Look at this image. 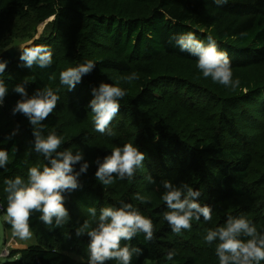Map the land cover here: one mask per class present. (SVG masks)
<instances>
[{
	"label": "trees",
	"instance_id": "16d2710c",
	"mask_svg": "<svg viewBox=\"0 0 264 264\" xmlns=\"http://www.w3.org/2000/svg\"><path fill=\"white\" fill-rule=\"evenodd\" d=\"M52 1L0 0V37L7 19L29 18L41 4ZM54 13L55 35L43 38L40 43L52 50L51 66L34 65L29 69L19 62L0 75L8 87L7 99L16 104L21 99L13 91L17 84H24L29 96L44 87L54 89L63 62L62 51L70 44L78 45L75 66L88 60L95 63L92 72L82 78L74 97L66 100L59 92L56 109L42 121L44 135L49 132L60 135V118L66 108L79 120L92 116L89 107L92 89L111 71L128 75L135 72L139 77L134 80L138 87L120 100L116 116L115 127L125 136L130 132L125 130L120 113L132 107L154 110L171 99L199 111L198 121H206L202 123L206 125L204 130L197 127L200 132L190 125L179 130L162 119L143 126V143L151 153L140 167V170L148 168L149 172L143 171L139 178L143 189L154 194L159 205L144 209L135 199L132 188L106 195L89 180L87 173L79 177L81 187L66 193V198L75 195L87 212L88 208L95 207L97 215L106 203L114 207H119L121 202L131 203L153 221V241L148 242L143 234H138L130 242H124L142 249L141 255L133 256L131 264H144L146 260L158 264H201L196 253L180 248L176 234L163 220L162 214L167 211L161 199L164 180L177 186L188 183L199 190L198 202L211 207L212 217L218 211L233 217L242 215L264 234V0L223 3L216 0H58ZM189 32L204 43L211 36L218 48L227 52L232 74H244L247 80L236 88L204 78L196 67L197 58L180 51L176 43L177 37ZM8 44L5 42L3 46ZM223 107L230 111V108L238 109V112L232 114ZM4 111L0 105V149L9 152L7 168H0L2 213L7 207L4 180L16 176L26 180L28 168L38 157L42 166L47 164L44 156L34 151L28 118L17 113L12 120ZM257 114H262L263 119L257 118ZM251 129H258L259 135L254 140L257 134L253 135ZM65 149L63 142L60 150ZM75 167L78 171L80 164ZM252 177L255 178L251 180ZM230 203L233 205L227 206ZM39 215L33 214L30 220V228L39 242L6 264H88L77 263L64 254L58 246L62 226L49 230ZM193 220L205 222L202 216ZM170 250L175 254L172 260H167ZM116 263L119 262H107Z\"/></svg>",
	"mask_w": 264,
	"mask_h": 264
},
{
	"label": "clouds",
	"instance_id": "9594fccd",
	"mask_svg": "<svg viewBox=\"0 0 264 264\" xmlns=\"http://www.w3.org/2000/svg\"><path fill=\"white\" fill-rule=\"evenodd\" d=\"M217 3L226 0H216ZM180 51L187 52L197 58L196 67L204 78L225 87H236L239 80L233 81L231 60L227 52L218 48L217 42L208 37V42L199 40L194 33L182 34L176 39ZM20 61L31 69L34 65L47 68L52 64V50L47 45H20ZM7 61L0 60V74L5 72ZM95 63L85 61L75 67H69L60 72V84L73 91L82 78L92 72ZM138 74L133 72L124 79L131 82L137 80ZM13 91L21 96L12 109L13 114L26 116L32 125L34 136V151L42 154L47 164L41 169L38 166L29 167L27 179L21 176L6 178L4 192L7 194V207L4 220L11 225L12 235L21 240L31 239L30 220L33 214L39 213V220L49 230L61 227L70 219L68 208L65 206L66 196L81 187L79 177L86 174L90 165L84 160L81 152L75 154L68 149L60 150L63 140L55 132L44 135V124L54 112L60 99L57 92L49 87L37 89L28 95L24 84H17ZM93 99L89 107L93 114L95 130L101 134L109 131L112 120L118 115L120 100L126 92L111 83H100L92 89ZM8 94V87L0 79V104ZM15 132H13V135ZM110 134V131H109ZM145 153L137 146L126 143L122 147L112 149L101 161L98 157L95 178L102 185L113 183L114 177L123 180L134 177L138 168L143 165ZM83 161V162H82ZM9 163V152L0 149V168L6 169ZM80 164L77 171L76 165ZM165 191L161 199L167 207L163 212L165 220L172 232L180 234L190 230L193 219L201 216L205 221L212 219V209L201 205L198 198L201 193L188 183L174 185L169 180L162 181ZM135 199L141 203L148 202L145 196L137 193ZM89 214L97 217L95 207L88 208ZM90 229V230H89ZM155 226L153 221L142 215L138 208L131 203L121 202L119 207L105 206L100 208L95 227L90 228L87 220L76 229V235L86 234L88 243V264H107L108 261H118L119 264H131L134 255L142 254V249L132 246L130 242L138 234H143L146 241L154 239ZM204 241L207 244L215 242V253L219 264H260L264 261V234L257 231L255 224L245 216H229L224 225L206 230ZM174 251H168L167 260H172Z\"/></svg>",
	"mask_w": 264,
	"mask_h": 264
},
{
	"label": "rangeland",
	"instance_id": "374dc122",
	"mask_svg": "<svg viewBox=\"0 0 264 264\" xmlns=\"http://www.w3.org/2000/svg\"><path fill=\"white\" fill-rule=\"evenodd\" d=\"M57 7L58 0L44 2L37 10L32 11L29 18H9L4 22L1 31L2 36L0 37V60L7 61L5 72L13 65L22 62L19 59L20 45H39L43 38L55 35L56 15L54 12ZM5 42H9V44L3 46ZM77 47L78 45L72 43L62 51L63 62L60 72L69 67L75 66V53L78 52ZM59 76L60 73L56 76V86L53 87V90L56 91L59 89L57 94L60 92L63 97L68 100L69 97L72 98V96L75 95V91L78 89L79 84H77L73 91H68L66 86L60 84ZM127 76L128 74L126 73L119 74L118 72L111 71L104 74L99 82L111 83L114 86L122 88L127 93L138 87L137 84H135V81L129 82L124 79ZM232 79L233 81L239 80L240 83L238 86H240L245 80H247V76L238 73L237 75H232ZM238 86H236V88ZM244 104L247 103L244 102ZM0 105L5 109L4 114L9 119L15 120V116L12 112L15 104L5 97L3 103ZM223 109L229 113L238 112V109L236 111L232 108H230L232 111L224 107ZM197 112L199 111L193 110L189 106L183 107L177 99L163 101L160 108L154 110L138 107L125 109L120 113L126 128L125 130L130 132V134H126L125 136V133H122L121 129L115 127V122L117 121L116 117L113 119L114 122H111L109 126L110 134L109 131L101 134L95 130L93 115L85 120H79L73 117L70 114L69 109L66 108V112L60 118L61 133L59 136L62 137L68 150H71L74 154L76 152H81L84 155V160L90 165L87 175L89 180H91L96 187L105 192L106 195L113 194L123 188H132L135 195L139 193L147 198L148 202L145 203H141L137 200L144 209H147L159 205L157 197L154 194L145 191L141 185L140 173H143V171L149 172L148 168L143 167L141 170L138 168L134 177L131 179L125 178L121 180L118 177H114L111 185L104 186L95 178L97 165L94 161L98 157L102 161L106 155L111 154L113 148L118 146L122 147L126 143H131L134 146H137L140 151L145 153L146 157V155L151 152L146 151L143 143V126L150 124L155 120L157 121L158 119L164 120L171 127L175 126L179 130H185L189 125L191 127H196V129L199 126V130H204L206 125H203L202 123L206 121H198ZM255 116L260 120L263 119L262 114H257ZM251 132L253 135L257 134L258 129H254V131L251 129ZM258 135L259 134L254 135L255 137L253 140L257 138ZM32 166H38L41 169L43 168L39 157L36 161H33L31 167ZM254 178L255 177H252L251 180ZM232 205L233 204L231 203L227 204L229 207ZM65 206L69 210L70 219L62 225V236L61 241L58 242V246L62 249L64 254L75 260L77 263H86L88 262V243L90 238L86 234L77 236L76 229L79 228L85 220L89 222L90 228L95 227L99 214L96 218H93L89 212L78 203L75 195L66 198ZM105 206L111 205L106 203L102 207ZM4 215L5 213L0 214V264H6V262L10 260L19 258L21 254L20 252L28 248L30 245L39 242L38 236L31 228L33 234L31 239L21 240L14 237L12 235L11 225L4 220ZM229 216L231 215L224 213V211H218L210 221L198 223L192 220V227L190 230H183L180 234L175 233L179 239L180 248L184 251H193L196 253L200 258L201 264H219L218 257L215 253V242L211 245L207 244L204 241V236L206 235L207 229H214L218 226L224 225ZM180 240H182V243ZM144 264L158 263L156 261L146 260ZM260 264H264V262L261 261Z\"/></svg>",
	"mask_w": 264,
	"mask_h": 264
},
{
	"label": "built area",
	"instance_id": "2783aa9c",
	"mask_svg": "<svg viewBox=\"0 0 264 264\" xmlns=\"http://www.w3.org/2000/svg\"><path fill=\"white\" fill-rule=\"evenodd\" d=\"M4 211V204L0 198V214Z\"/></svg>",
	"mask_w": 264,
	"mask_h": 264
}]
</instances>
